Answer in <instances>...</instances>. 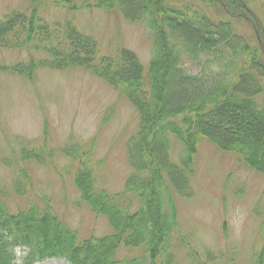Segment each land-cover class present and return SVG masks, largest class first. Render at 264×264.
<instances>
[{
    "label": "trees",
    "instance_id": "obj_1",
    "mask_svg": "<svg viewBox=\"0 0 264 264\" xmlns=\"http://www.w3.org/2000/svg\"><path fill=\"white\" fill-rule=\"evenodd\" d=\"M39 1L30 2L27 13L11 11L0 19V49L25 54L23 61L0 66V73L34 84L41 71L81 70L117 91L133 107L138 122L126 144L130 174L117 193L98 186L91 145L74 142L55 149L44 132L40 147L19 145L15 160L1 159L12 178L0 186V264L47 259L181 264V251L185 264H246L234 251H198L181 232L177 200L190 196L202 139L221 152L234 153L238 162L264 177V50L221 18L238 16L247 2L264 0H53L55 7L65 5L71 12L94 8L145 24L152 35L146 69L126 48L99 55L97 41L70 21L47 23L38 13ZM184 56H207L211 68L190 75L183 67ZM56 154L75 165L79 200L107 221L108 234L81 239L47 200L10 209L9 196L26 199L32 194L25 166L43 167ZM257 234L260 243L248 264H264V219ZM125 249L143 253L127 257L121 255Z\"/></svg>",
    "mask_w": 264,
    "mask_h": 264
},
{
    "label": "rangeland",
    "instance_id": "obj_2",
    "mask_svg": "<svg viewBox=\"0 0 264 264\" xmlns=\"http://www.w3.org/2000/svg\"><path fill=\"white\" fill-rule=\"evenodd\" d=\"M32 1L0 0V19L11 11L29 12ZM73 5L79 7L80 3ZM37 8L47 23L70 21L81 33L93 37L99 55L112 56L126 48L147 68L152 56V35L145 24L130 23L117 13L94 8L71 12L65 5L55 7L53 0L39 1ZM245 8L244 13L238 14L240 17L221 14V18L229 21L238 35L264 50V3L247 2ZM24 59L23 52L0 49V66ZM182 61L185 71L193 76L208 71L212 62L207 56H184ZM0 113V186L12 178L11 170L1 159L15 160L19 145L40 147L45 132L55 149L74 142L91 145L98 186L112 193L122 190L130 174L126 144L136 130L138 117L117 91L100 80L81 70L41 71L36 82L29 84L0 73ZM56 156L43 167L35 163L25 166L32 194L26 199L9 196L10 209L25 208L29 202L39 206L47 200L55 215L81 239L108 234L107 221L95 217L79 200L73 183L74 167L61 155ZM21 166L24 167L19 163ZM15 167L16 164L12 168ZM190 183L189 198L177 200L182 234L191 238L198 251H234L248 264L260 243L257 232L264 219V177L238 162L234 153L221 152L202 139ZM142 253L125 249L121 255L138 257ZM183 253L178 255L181 264H185ZM21 255L17 249L16 256ZM36 264L68 263L47 259Z\"/></svg>",
    "mask_w": 264,
    "mask_h": 264
},
{
    "label": "bare ground",
    "instance_id": "obj_3",
    "mask_svg": "<svg viewBox=\"0 0 264 264\" xmlns=\"http://www.w3.org/2000/svg\"><path fill=\"white\" fill-rule=\"evenodd\" d=\"M129 139V138H128ZM128 141V140H127ZM73 167H75V165H72Z\"/></svg>",
    "mask_w": 264,
    "mask_h": 264
}]
</instances>
